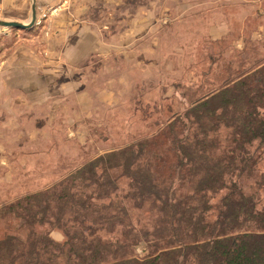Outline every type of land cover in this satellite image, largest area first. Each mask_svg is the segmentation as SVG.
I'll list each match as a JSON object with an SVG mask.
<instances>
[{
	"label": "trees",
	"instance_id": "trees-1",
	"mask_svg": "<svg viewBox=\"0 0 264 264\" xmlns=\"http://www.w3.org/2000/svg\"><path fill=\"white\" fill-rule=\"evenodd\" d=\"M154 110L145 125L157 127L165 116L162 128L83 163L65 177L71 186L53 185L17 202L43 197L46 203L22 219L33 240L24 261V250L10 257L7 250L0 251V264H264V169L257 166L264 149V62L230 72L183 113L167 102ZM182 116H192L190 125H176ZM122 175L129 189L109 198ZM82 176L95 191L78 198L73 184ZM94 195L111 201L96 206ZM52 200L62 203L60 213L47 210ZM135 209L148 213L150 226L133 221ZM7 237L5 246L21 242ZM140 246L143 255L133 254Z\"/></svg>",
	"mask_w": 264,
	"mask_h": 264
},
{
	"label": "rangeland",
	"instance_id": "rangeland-1",
	"mask_svg": "<svg viewBox=\"0 0 264 264\" xmlns=\"http://www.w3.org/2000/svg\"><path fill=\"white\" fill-rule=\"evenodd\" d=\"M97 3L102 35L107 40L115 34L117 42L107 45L110 52L104 53L106 57L87 58L83 64L88 68L74 70L79 74L67 79L71 81L54 79L51 88L43 95L38 94L33 104L15 101L14 108L0 111V251L8 254L9 250L8 257L18 256L24 250V261L33 240L22 219L33 213L38 204L46 203L43 197L24 204L17 202L53 185L71 186L72 181H64L65 177L83 163L126 146L144 137L143 134L156 132L158 126H164L165 116L157 127L150 124L149 128L145 123L150 118L154 121L157 115L154 109L163 103L167 102L172 111L183 113L195 98L216 90L230 72L251 69L259 61L264 62V0H97ZM130 5V28L136 37L132 43H119L128 37V24L117 19L126 15L129 19ZM38 9L45 16L36 24L35 33L39 31L40 37L37 43L47 40L44 37L55 31V21L51 23L53 10L72 12L73 3L71 0L36 3V14ZM21 34L29 36L21 30L10 39L17 40ZM218 51L217 59L208 58ZM50 59L49 65L58 62ZM191 120L192 116H182L175 123L190 125ZM147 148L142 152L145 156ZM260 156L257 166L264 169V149ZM119 182V189L111 192L109 198L119 199L129 189L125 175L120 176ZM88 185L91 186L86 187L83 176L75 181L73 191L78 198L83 196L82 191L89 194L95 191L91 192L95 188L92 183ZM94 196L92 202L96 206L109 199ZM124 200L129 202V197ZM61 204L52 200L46 208L60 213ZM69 213L67 210L65 215ZM147 215L132 210L133 221L140 219V225L150 226ZM45 227L47 224L36 226V230L41 232ZM9 235L21 239L22 245L14 239L10 246H5ZM53 235L59 238L58 234ZM133 254L143 255L142 247H136ZM3 256L0 254V258Z\"/></svg>",
	"mask_w": 264,
	"mask_h": 264
},
{
	"label": "crops",
	"instance_id": "crops-1",
	"mask_svg": "<svg viewBox=\"0 0 264 264\" xmlns=\"http://www.w3.org/2000/svg\"><path fill=\"white\" fill-rule=\"evenodd\" d=\"M34 1V2H33ZM52 0H0V19L16 20L28 23L32 15V5L36 3H54ZM73 11L68 13L58 12L54 9L51 23L55 21V31L52 30L51 23L49 30L50 36L44 37L45 41L37 43L39 31L34 23L29 27H13L0 24V111H6L10 107L14 108V102L20 101L33 104L38 94L43 95L47 92L54 79H69L73 74H79L74 70L80 71L88 68L84 61L96 55L105 58L107 45L117 44L115 34L108 37L102 35L100 19L96 8L97 0H71ZM61 5V3H60ZM109 6V5H106ZM62 7V6H61ZM110 7V6H109ZM141 7V6H140ZM126 12V8L124 9ZM127 15L123 19H117L120 23L128 24V33L124 41L119 43H132L134 40L133 30L130 28L132 7L128 8ZM58 12V13H57ZM55 16V17H54ZM52 23V24H53ZM51 27V29H50ZM23 30L22 39L11 40L12 35ZM11 32H13L11 34ZM36 34V35H35ZM59 54L58 57L53 54ZM114 55L116 53L114 52ZM58 59L56 64H50L51 59ZM83 61V62H82ZM67 71V72H66ZM99 72V70H98ZM95 73V71H92ZM99 74V73H97ZM86 76H89L87 74ZM84 75L82 80L84 81ZM71 81V80H67ZM75 83V81H72ZM79 83V82H78ZM44 86L41 88V86ZM77 87V86H75ZM73 87V88H75ZM16 96V97H15ZM12 102V103H11ZM11 104V106H10ZM16 107H19L17 105ZM14 111V109H12ZM20 111H18V115Z\"/></svg>",
	"mask_w": 264,
	"mask_h": 264
},
{
	"label": "water",
	"instance_id": "water-1",
	"mask_svg": "<svg viewBox=\"0 0 264 264\" xmlns=\"http://www.w3.org/2000/svg\"><path fill=\"white\" fill-rule=\"evenodd\" d=\"M36 17V9H35V4L33 3L32 5V15H31V19L28 23H23L20 21H16V20H5V19H0V24L2 25H6V26H13V27H29L31 25L34 24V20Z\"/></svg>",
	"mask_w": 264,
	"mask_h": 264
},
{
	"label": "built area",
	"instance_id": "built-area-1",
	"mask_svg": "<svg viewBox=\"0 0 264 264\" xmlns=\"http://www.w3.org/2000/svg\"><path fill=\"white\" fill-rule=\"evenodd\" d=\"M39 10V9H38ZM42 16H45V13H40V10L37 11V14H36V17H35V20H34V23L37 24V23H41L42 22Z\"/></svg>",
	"mask_w": 264,
	"mask_h": 264
}]
</instances>
